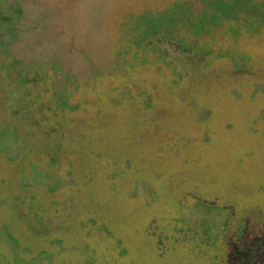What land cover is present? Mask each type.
<instances>
[{
  "label": "rangeland",
  "instance_id": "374dc122",
  "mask_svg": "<svg viewBox=\"0 0 264 264\" xmlns=\"http://www.w3.org/2000/svg\"><path fill=\"white\" fill-rule=\"evenodd\" d=\"M258 240L264 0H0V264Z\"/></svg>",
  "mask_w": 264,
  "mask_h": 264
},
{
  "label": "trees",
  "instance_id": "16d2710c",
  "mask_svg": "<svg viewBox=\"0 0 264 264\" xmlns=\"http://www.w3.org/2000/svg\"><path fill=\"white\" fill-rule=\"evenodd\" d=\"M261 240L255 241L251 246L239 245L234 247L230 256V264H254V262L264 263V246H261Z\"/></svg>",
  "mask_w": 264,
  "mask_h": 264
}]
</instances>
